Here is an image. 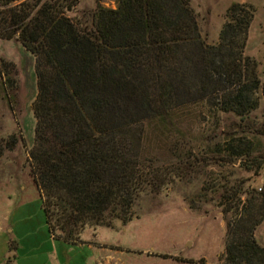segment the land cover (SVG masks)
<instances>
[{
	"label": "trees",
	"instance_id": "16d2710c",
	"mask_svg": "<svg viewBox=\"0 0 264 264\" xmlns=\"http://www.w3.org/2000/svg\"><path fill=\"white\" fill-rule=\"evenodd\" d=\"M77 2L0 0V38L20 41L35 58L32 174L50 233L69 242L87 224L131 220L144 186L160 184L143 167L146 121L169 129L175 109L213 94L223 111L245 116L264 94L260 62L246 54L250 3L233 2L219 42L209 44L190 0L98 4L90 25L67 14ZM16 143V135L0 137V158ZM247 202L228 220L223 264H264L255 236L264 191Z\"/></svg>",
	"mask_w": 264,
	"mask_h": 264
},
{
	"label": "rangeland",
	"instance_id": "374dc122",
	"mask_svg": "<svg viewBox=\"0 0 264 264\" xmlns=\"http://www.w3.org/2000/svg\"><path fill=\"white\" fill-rule=\"evenodd\" d=\"M117 1L78 0L67 14L90 25L98 4L116 7ZM233 2L255 8L246 54L260 62L264 84V0H190V5L203 38L216 44ZM0 86L5 88H0V137L17 136L0 158V264H51L56 257L51 251L68 264L61 239L50 233L32 174L38 78L34 56L16 39L0 38ZM216 95L175 109L169 129L143 124V167L160 184L144 186L131 220L87 224L76 240L84 245L70 253L73 263L100 253L104 258L96 264H223L228 220L264 183V94L257 91V106L245 116L223 111ZM238 145L246 146L244 154L234 156L229 148Z\"/></svg>",
	"mask_w": 264,
	"mask_h": 264
},
{
	"label": "crops",
	"instance_id": "0c3cea01",
	"mask_svg": "<svg viewBox=\"0 0 264 264\" xmlns=\"http://www.w3.org/2000/svg\"><path fill=\"white\" fill-rule=\"evenodd\" d=\"M1 225H2V223H0V228H1ZM8 229H9V227H8ZM9 230H11V229H9ZM255 236H256L258 242L264 246V221L261 224H259V226L257 227V229L255 231ZM60 241H62V245H61L62 251L64 252V254L67 255L68 261L70 260V263H68V264H96L97 261L101 262L102 259L104 258V256L100 255V253H97V255H96V253H93L90 257H87L85 260L73 263V260L70 259V258H72L70 253L73 252L72 251L73 246L84 245V244L77 243L76 241L74 244H71L69 242L64 241L63 239H61ZM85 245H86V243H85ZM88 246H89V248L93 247V245L91 243H89ZM51 253H53V255L56 256L52 260L51 264H64L65 263L62 260H60L58 253L56 254L55 251H53V252L51 251Z\"/></svg>",
	"mask_w": 264,
	"mask_h": 264
},
{
	"label": "built area",
	"instance_id": "2783aa9c",
	"mask_svg": "<svg viewBox=\"0 0 264 264\" xmlns=\"http://www.w3.org/2000/svg\"><path fill=\"white\" fill-rule=\"evenodd\" d=\"M262 175H263V180H264V169H263ZM258 190L259 191H264V183L258 186Z\"/></svg>",
	"mask_w": 264,
	"mask_h": 264
}]
</instances>
